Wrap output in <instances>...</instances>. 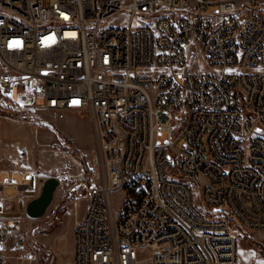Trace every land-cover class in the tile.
<instances>
[{"label":"built area","instance_id":"built-area-1","mask_svg":"<svg viewBox=\"0 0 264 264\" xmlns=\"http://www.w3.org/2000/svg\"><path fill=\"white\" fill-rule=\"evenodd\" d=\"M19 91L94 129L69 264H239L238 227L264 231V0H0L2 107ZM26 186L0 182V264L35 262L2 200Z\"/></svg>","mask_w":264,"mask_h":264},{"label":"rangeland","instance_id":"rangeland-1","mask_svg":"<svg viewBox=\"0 0 264 264\" xmlns=\"http://www.w3.org/2000/svg\"><path fill=\"white\" fill-rule=\"evenodd\" d=\"M19 109L0 104V182L13 178L25 183L4 191V207L15 212L25 239L31 264H69L74 250V233L86 216L92 178L99 171L95 134L90 118L67 112L55 118L39 99L18 92ZM60 182L52 204L39 218L27 214V206L42 192L49 178ZM146 183H129L111 195L116 215H123L139 201ZM239 264H264V231L238 227ZM25 255V254H24Z\"/></svg>","mask_w":264,"mask_h":264},{"label":"water","instance_id":"water-1","mask_svg":"<svg viewBox=\"0 0 264 264\" xmlns=\"http://www.w3.org/2000/svg\"><path fill=\"white\" fill-rule=\"evenodd\" d=\"M59 185L60 182L57 178L52 177L47 179L43 184L40 196L28 204L26 209L27 214L32 218L41 217L52 204Z\"/></svg>","mask_w":264,"mask_h":264},{"label":"crops","instance_id":"crops-1","mask_svg":"<svg viewBox=\"0 0 264 264\" xmlns=\"http://www.w3.org/2000/svg\"><path fill=\"white\" fill-rule=\"evenodd\" d=\"M7 179H8V178H7ZM5 180H6V179H5ZM5 180H4V181H5ZM4 181H3V182H4ZM19 183H20V182H19ZM22 184H25V183H22ZM25 185H26V184H25ZM2 200H3V204H4V202H5V198H3ZM72 260H73V252L71 253L70 263L72 262Z\"/></svg>","mask_w":264,"mask_h":264}]
</instances>
